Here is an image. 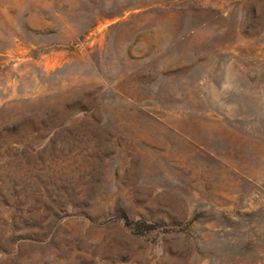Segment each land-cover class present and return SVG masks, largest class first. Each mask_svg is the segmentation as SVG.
Segmentation results:
<instances>
[{"label":"rangeland","instance_id":"obj_1","mask_svg":"<svg viewBox=\"0 0 264 264\" xmlns=\"http://www.w3.org/2000/svg\"><path fill=\"white\" fill-rule=\"evenodd\" d=\"M0 264H264V0H0Z\"/></svg>","mask_w":264,"mask_h":264},{"label":"trees","instance_id":"obj_2","mask_svg":"<svg viewBox=\"0 0 264 264\" xmlns=\"http://www.w3.org/2000/svg\"><path fill=\"white\" fill-rule=\"evenodd\" d=\"M124 223L125 225H134V227L141 232H148L160 228V225L157 223L144 222V221L130 222L126 220Z\"/></svg>","mask_w":264,"mask_h":264}]
</instances>
